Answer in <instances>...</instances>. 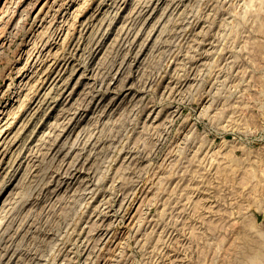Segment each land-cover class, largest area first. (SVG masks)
Instances as JSON below:
<instances>
[{
	"label": "rangeland",
	"instance_id": "obj_1",
	"mask_svg": "<svg viewBox=\"0 0 264 264\" xmlns=\"http://www.w3.org/2000/svg\"><path fill=\"white\" fill-rule=\"evenodd\" d=\"M0 264H264V0H0Z\"/></svg>",
	"mask_w": 264,
	"mask_h": 264
}]
</instances>
